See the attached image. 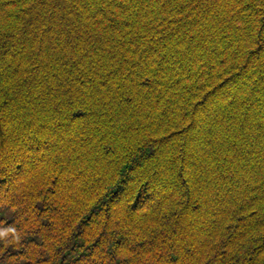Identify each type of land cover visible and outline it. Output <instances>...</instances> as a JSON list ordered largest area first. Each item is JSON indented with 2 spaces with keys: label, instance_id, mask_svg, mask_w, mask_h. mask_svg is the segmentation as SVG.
Here are the masks:
<instances>
[{
  "label": "trees",
  "instance_id": "16d2710c",
  "mask_svg": "<svg viewBox=\"0 0 264 264\" xmlns=\"http://www.w3.org/2000/svg\"><path fill=\"white\" fill-rule=\"evenodd\" d=\"M0 264H264V0H0Z\"/></svg>",
  "mask_w": 264,
  "mask_h": 264
}]
</instances>
